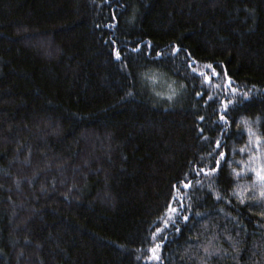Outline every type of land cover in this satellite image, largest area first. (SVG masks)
Listing matches in <instances>:
<instances>
[{
	"label": "trees",
	"instance_id": "obj_1",
	"mask_svg": "<svg viewBox=\"0 0 264 264\" xmlns=\"http://www.w3.org/2000/svg\"><path fill=\"white\" fill-rule=\"evenodd\" d=\"M257 157L264 0H0V264H264Z\"/></svg>",
	"mask_w": 264,
	"mask_h": 264
},
{
	"label": "rangeland",
	"instance_id": "obj_2",
	"mask_svg": "<svg viewBox=\"0 0 264 264\" xmlns=\"http://www.w3.org/2000/svg\"><path fill=\"white\" fill-rule=\"evenodd\" d=\"M255 153L256 156L259 154V147L255 144ZM249 169L248 171L250 173H253L254 177L257 178L260 182V186L263 187V191H264V162L262 160V158H258L254 159V163H249Z\"/></svg>",
	"mask_w": 264,
	"mask_h": 264
}]
</instances>
